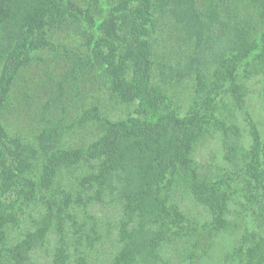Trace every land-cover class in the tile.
<instances>
[{"label": "trees", "instance_id": "obj_1", "mask_svg": "<svg viewBox=\"0 0 264 264\" xmlns=\"http://www.w3.org/2000/svg\"><path fill=\"white\" fill-rule=\"evenodd\" d=\"M259 77L264 0H0V264H264Z\"/></svg>", "mask_w": 264, "mask_h": 264}, {"label": "rangeland", "instance_id": "obj_2", "mask_svg": "<svg viewBox=\"0 0 264 264\" xmlns=\"http://www.w3.org/2000/svg\"><path fill=\"white\" fill-rule=\"evenodd\" d=\"M164 30L165 32H167L165 27L162 28V32ZM69 40H71V42L73 43L76 41V39L71 37L69 38ZM165 46L169 49L171 48L169 44L163 45L159 42L157 52L160 54L163 53L165 51ZM167 51L168 50H166V52ZM250 87L252 93L250 97H248L249 110L264 135V78H260L253 81ZM115 105L116 106L112 111V115L114 117H120L130 111V108H128L127 106L119 105L116 103ZM241 117L243 116L241 115ZM26 118L27 116L25 115L22 119H18L20 120L18 123L21 128H25L31 122L29 119ZM73 118H75V116ZM11 120L18 121L17 119H14V116H12ZM245 125L246 123L244 122V119H242L241 126L243 127ZM85 134L87 135V133ZM196 156L198 162L202 166L213 165L214 169H216L217 167L215 166L224 165L225 150L223 148L221 137L216 135L215 137L208 139L202 146L199 147ZM181 205L183 209L188 212L192 217L199 219L208 218L207 210L204 207L195 204V202L193 201L186 199L184 200V202L181 203ZM95 214L101 221L106 220L108 217L107 210L104 208L96 210ZM235 241L236 235L234 233L226 232L218 235L216 237L217 245L215 246V249L212 252L211 256L204 262V264H240L237 261H234L231 257H228L227 254L228 251H232Z\"/></svg>", "mask_w": 264, "mask_h": 264}]
</instances>
